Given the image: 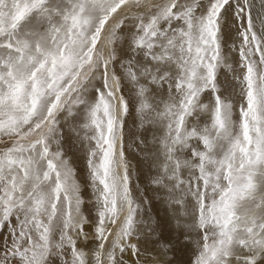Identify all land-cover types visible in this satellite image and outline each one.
<instances>
[{
  "label": "snow or ice",
  "instance_id": "1",
  "mask_svg": "<svg viewBox=\"0 0 264 264\" xmlns=\"http://www.w3.org/2000/svg\"><path fill=\"white\" fill-rule=\"evenodd\" d=\"M260 4L0 0V264H264Z\"/></svg>",
  "mask_w": 264,
  "mask_h": 264
},
{
  "label": "rangeland",
  "instance_id": "2",
  "mask_svg": "<svg viewBox=\"0 0 264 264\" xmlns=\"http://www.w3.org/2000/svg\"><path fill=\"white\" fill-rule=\"evenodd\" d=\"M252 2L254 4L253 15L256 16L261 10L260 0H252ZM131 124H132V120L129 119V125L131 126ZM129 158L131 160V163L134 169L133 171L134 183L138 179L140 189L143 190L144 186L147 183L148 169L146 165L140 163L139 156L130 155ZM137 166H139V169H140L138 176L135 171ZM146 194L148 196L153 195V193L151 192H148ZM85 195L87 197V192ZM151 214L153 216V219L158 222L160 229L165 233V235H168L169 233H172L173 235H175V233L173 232V222L170 220V213L168 212L166 207L156 199L153 200ZM189 254H190L189 251L184 247L183 244H178L176 248V252H175L174 264H187Z\"/></svg>",
  "mask_w": 264,
  "mask_h": 264
}]
</instances>
